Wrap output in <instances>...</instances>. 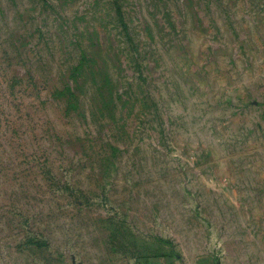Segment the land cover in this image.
<instances>
[{"label": "rangeland", "instance_id": "rangeland-1", "mask_svg": "<svg viewBox=\"0 0 264 264\" xmlns=\"http://www.w3.org/2000/svg\"><path fill=\"white\" fill-rule=\"evenodd\" d=\"M264 264V0H0V264Z\"/></svg>", "mask_w": 264, "mask_h": 264}, {"label": "crops", "instance_id": "crops-1", "mask_svg": "<svg viewBox=\"0 0 264 264\" xmlns=\"http://www.w3.org/2000/svg\"><path fill=\"white\" fill-rule=\"evenodd\" d=\"M202 264V263H201Z\"/></svg>", "mask_w": 264, "mask_h": 264}]
</instances>
